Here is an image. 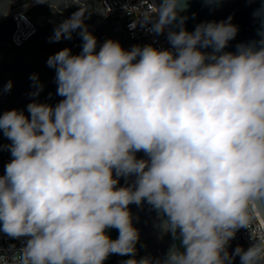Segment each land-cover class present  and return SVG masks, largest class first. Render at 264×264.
<instances>
[{
	"label": "clouds",
	"instance_id": "obj_1",
	"mask_svg": "<svg viewBox=\"0 0 264 264\" xmlns=\"http://www.w3.org/2000/svg\"><path fill=\"white\" fill-rule=\"evenodd\" d=\"M32 2L54 14L78 5L49 40L75 33L81 51L46 61L58 103L33 99L27 114L0 113V139L10 142L0 152L11 156L0 172V234L23 241L13 264H105L111 255L128 257L122 264H264V229H253L264 219V4L253 13L259 39L228 51L233 18L189 31L190 0H150L129 28L166 35L170 47L130 49L98 42L85 23L88 0ZM30 80L38 97L44 85L38 74ZM144 204L161 238L177 242L163 258H137L130 206ZM240 229L252 242L230 252Z\"/></svg>",
	"mask_w": 264,
	"mask_h": 264
},
{
	"label": "water",
	"instance_id": "obj_2",
	"mask_svg": "<svg viewBox=\"0 0 264 264\" xmlns=\"http://www.w3.org/2000/svg\"><path fill=\"white\" fill-rule=\"evenodd\" d=\"M24 2L25 0H0V17ZM262 4L264 0H255L252 3L249 0H223L219 5H209L204 0H190L187 12L182 14L189 17L185 24L189 31L194 30L195 26L201 22L220 21L231 16L232 23L239 27V32L236 38L229 43L227 50L235 51L238 43L259 39L257 30L260 28V23L254 18L253 13L261 8ZM88 6L90 14L86 13L85 23L99 43L113 39L118 40L125 49H130L135 45L121 25L106 20L101 0H88ZM78 7V5H73L63 10L62 14H54L47 4H41L29 14L30 20L37 28V33L22 47H17L12 42V36L16 31L15 22L10 20L0 25V87L7 84L9 80L13 82L11 91L0 96V113L17 109L24 110L27 114L26 106L33 99L50 105H55L62 99L56 95L55 71L46 64L51 55L43 52L42 44L46 41L54 44L49 40V37L53 35L54 27L77 11ZM59 43L65 48H70L73 54H79L81 51V39L75 33L71 40H61ZM34 73L38 74L40 82L44 85L38 97L29 95L34 90L30 80V76ZM6 141L10 143L7 139ZM137 158H144V153H137ZM133 179L134 177L130 178L129 183ZM133 206L135 216L138 217L135 227L140 230V242L143 245L144 255L163 258L168 249L177 242L170 234L161 238L157 228L159 223L157 213L150 206L147 204L142 207ZM235 247L231 241L229 251L231 252ZM234 264H240L239 257L235 259Z\"/></svg>",
	"mask_w": 264,
	"mask_h": 264
},
{
	"label": "built area",
	"instance_id": "obj_3",
	"mask_svg": "<svg viewBox=\"0 0 264 264\" xmlns=\"http://www.w3.org/2000/svg\"><path fill=\"white\" fill-rule=\"evenodd\" d=\"M101 2L105 10L106 20L121 25L135 45L153 44L158 48L170 47L166 35H155L139 25L133 29L129 28L133 22L139 23L144 15L145 7L153 8L150 0H144L143 4L141 0H101ZM40 5L33 3L32 0H25L24 3L13 7L8 14L0 17V25L10 20L15 22L16 31L12 36V42L17 47H22L37 33V28L30 20L29 14ZM0 142L7 144L5 138L0 139ZM10 159L11 156L8 151L0 152V172L3 171V166ZM257 228L264 229L263 219L258 218L253 224V229ZM232 241L235 246L239 245L246 249L252 242L251 234L247 229H240ZM22 245V240H14L0 234V257H2L0 264H13L12 257L20 252Z\"/></svg>",
	"mask_w": 264,
	"mask_h": 264
},
{
	"label": "flooded vegetation",
	"instance_id": "obj_4",
	"mask_svg": "<svg viewBox=\"0 0 264 264\" xmlns=\"http://www.w3.org/2000/svg\"><path fill=\"white\" fill-rule=\"evenodd\" d=\"M46 42H44L43 44H46ZM49 43V42H48ZM43 44H42V47H43ZM51 45H54V44H51ZM21 55V54H20ZM123 179L120 180V182L122 181ZM131 208V211L132 213L135 215V212H134V206L131 205L130 206ZM136 221L134 222V225H135ZM112 239H115L117 238L118 236V231L115 230V229H112V230H109V233H108ZM141 242L137 245V248H138V254H137V258H139L140 256H144V253H143V248L141 249ZM142 250V251H141ZM128 259V257L126 256H119V255H111L109 256V258L105 261V264H122V261Z\"/></svg>",
	"mask_w": 264,
	"mask_h": 264
},
{
	"label": "trees",
	"instance_id": "obj_5",
	"mask_svg": "<svg viewBox=\"0 0 264 264\" xmlns=\"http://www.w3.org/2000/svg\"><path fill=\"white\" fill-rule=\"evenodd\" d=\"M65 48L62 44L59 42L54 43V45H51L50 43L43 44L42 50L47 55H53L54 53L58 52L59 50ZM120 184L123 186L125 184V180L120 182ZM142 249V247H141ZM142 251V250H141Z\"/></svg>",
	"mask_w": 264,
	"mask_h": 264
}]
</instances>
